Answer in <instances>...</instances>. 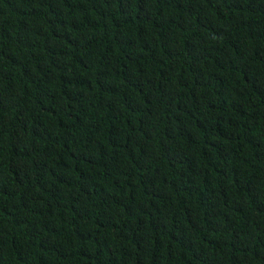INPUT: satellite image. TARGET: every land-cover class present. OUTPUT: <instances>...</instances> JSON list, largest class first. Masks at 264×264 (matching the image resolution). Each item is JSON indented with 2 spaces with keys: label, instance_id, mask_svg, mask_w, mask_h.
Segmentation results:
<instances>
[{
  "label": "trees",
  "instance_id": "trees-1",
  "mask_svg": "<svg viewBox=\"0 0 264 264\" xmlns=\"http://www.w3.org/2000/svg\"><path fill=\"white\" fill-rule=\"evenodd\" d=\"M0 264H264V0H0Z\"/></svg>",
  "mask_w": 264,
  "mask_h": 264
}]
</instances>
